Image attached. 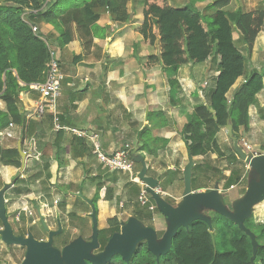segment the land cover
<instances>
[{"label":"crops","instance_id":"crops-1","mask_svg":"<svg viewBox=\"0 0 264 264\" xmlns=\"http://www.w3.org/2000/svg\"><path fill=\"white\" fill-rule=\"evenodd\" d=\"M143 1L130 0L124 19L121 13L109 12L99 0H80L76 3L79 8L84 2L92 3L93 20L84 15L79 21L71 17L62 21V18L58 28L41 19L34 20L40 38L55 53L63 74L55 110L60 126L96 136L107 155L127 147L135 166L133 175L106 172L96 162L92 141L66 129H55L51 112L40 120L29 118L39 94L32 88L33 84L26 86L18 81L19 119L9 114L0 96V193L12 235L26 239L31 234L35 241L48 242L49 233H54L52 248L61 257L62 250L76 240L92 242L94 213L97 232L108 229V221L116 218L119 233L124 234L123 228L132 220L133 232L153 230L156 248L167 233L169 221L151 194L147 205H141L140 193L155 185L160 190L157 196L171 212L179 215L188 195L184 169L192 161L189 195H209L208 200L217 209L241 222H235L200 198L186 212L188 218H197L191 222H204L213 236H225L230 231L224 225L218 226L217 221L226 219L236 231L253 235L258 248L252 228L264 220V194L259 193L264 180V156L253 168L248 161L252 159V150L264 153V88L248 107L246 128L240 126L234 135L228 121L234 140L224 127L219 129L216 143L220 154L211 149L203 159L192 158L180 132L194 108L208 103L218 76V62L211 56L201 66L186 64L175 71L158 65L145 68L149 54L156 51L148 48L136 32L143 22ZM57 2L51 0L49 4ZM212 2L169 0L174 8L190 7L207 16L218 11L211 6ZM58 3L54 7L56 11L68 10L67 6L72 5L70 0H64L62 5ZM225 10L239 14L264 11V0H230ZM62 30L69 31L71 40L60 46L57 38ZM232 38L244 57V68L226 95L228 102L250 74H264V27L251 52L246 50L235 26ZM75 57L80 60L74 62ZM13 75L16 77L15 72ZM235 142L245 154V160L236 154ZM244 142L250 149L243 146ZM14 151L19 157L10 156L5 159L8 163H3L2 154ZM20 153L25 155L24 162ZM15 162L20 163L19 167ZM244 200L250 204L244 203L239 210ZM75 218L81 220L84 230L89 227V235H78L61 248H55V240L62 241ZM51 219L55 228L49 224ZM80 226L72 227L73 233L80 232L77 229ZM3 230L0 219V231ZM139 244H146L145 239ZM11 246L0 236V250ZM14 246L25 249L23 264L27 248ZM105 246L101 249L97 242V248L89 254L101 258ZM116 258L117 263H126L115 254L107 264Z\"/></svg>","mask_w":264,"mask_h":264},{"label":"trees","instance_id":"trees-1","mask_svg":"<svg viewBox=\"0 0 264 264\" xmlns=\"http://www.w3.org/2000/svg\"><path fill=\"white\" fill-rule=\"evenodd\" d=\"M46 1L0 0V96L14 119L20 118L16 109L18 81L26 86L42 83L50 59L48 43L40 38L39 33L31 30L34 20L41 19L58 28L62 18V21L68 17L79 21L81 15L88 20L94 18L92 3L84 2L79 8L76 3L80 0H70L72 5L67 6L70 9L56 11L54 7L60 5L58 2L62 5L64 0L51 5ZM129 1L99 0L100 5L112 14L121 13L123 19ZM229 2L213 0L211 6L218 11L203 23V17L193 8L177 9L170 5L169 0H144L143 22L136 30L148 48L156 51L149 54L145 63L147 69L158 65L175 71L186 64L201 66L211 56L217 59L218 76L208 95V103L194 108L180 132L192 158L203 159L211 149L220 154L216 143L217 132L228 121L232 124L234 135L240 126L246 128L248 107L264 88V74L252 73L230 103L226 99L244 68V57L233 43V27L237 29L248 52H251L258 33L264 27V11L246 14L230 12L225 10ZM30 10H37L36 15L31 14ZM57 39L58 45L63 46L71 40V35L69 31L62 30ZM79 60L80 57L74 58V62ZM10 156L19 157L16 151L4 152L2 162L7 164L5 159ZM19 164L14 163L18 167ZM252 230L259 244L254 253L249 236L239 230L238 236L229 242L230 250L221 253L217 250L215 236L212 243L208 226L197 221L187 229L177 230L165 256L157 260L146 244H139L127 264H264V220L253 226ZM118 232V220H109L108 229L99 231L97 235L101 249Z\"/></svg>","mask_w":264,"mask_h":264},{"label":"water","instance_id":"water-1","mask_svg":"<svg viewBox=\"0 0 264 264\" xmlns=\"http://www.w3.org/2000/svg\"><path fill=\"white\" fill-rule=\"evenodd\" d=\"M212 112V111H211ZM225 130L228 132L230 138L234 140L232 137V130L230 125H226ZM235 152L236 154L242 159L245 160V154L239 150L238 143L235 142ZM23 162L25 160V155L20 153ZM262 159V156L252 158L248 161L249 167H255L257 162ZM193 163L192 161L184 169V176L186 179V201L185 204L180 212L179 215L171 212L169 208L163 203V201L159 198V195L155 189V185H149L147 187V193L151 194L153 198L156 200L159 209L161 212L167 217L169 221V227L165 237L162 240V243L158 247H154V232L151 228H145L136 232H133L134 222L130 220L128 224L123 228L124 234L122 232H118L113 234L111 238L108 240L104 254L101 258H95L89 254V251L92 249L97 248L98 242V232L95 229V214H92V218L94 221V229L92 235V242L84 243L82 240H76L70 246L65 247L62 250L61 257L60 253L57 250L52 248V237L56 234L49 233V240L48 242H38L35 241L31 234L28 235V238L24 239L21 237H14L12 235L11 229L7 223V219L5 218L4 213V205H3V197L2 193H0V219L3 222L4 230L0 231V236L2 240L7 245H20L25 246L27 248V258L23 264H107L113 255L119 254L122 259L129 263L130 259L132 258L133 254L135 253L137 245L145 239L147 249L156 257L158 260L159 257L165 256L170 248H171V241L174 235L176 234L179 228L187 229L189 225L192 223L191 221L197 220V218H188L186 212L188 211L189 207H193L196 204L197 198H200L205 203H207L212 208H216L215 205L208 200L209 195L206 194H191L190 193V174L192 169ZM259 193L262 195L264 194V180L262 182V186L259 190ZM89 204L92 202L88 201ZM250 204L246 200H244L240 206L239 210L243 204ZM217 209V208H216ZM222 214L228 215L232 220L237 223H240L241 220H236L235 217L217 209ZM47 230V228H45ZM249 236L251 240V245L253 249V253L257 249V245L255 243V238L253 235L249 234L248 232L245 233ZM210 237L212 243L214 244V236L210 233Z\"/></svg>","mask_w":264,"mask_h":264},{"label":"built area","instance_id":"built-area-1","mask_svg":"<svg viewBox=\"0 0 264 264\" xmlns=\"http://www.w3.org/2000/svg\"><path fill=\"white\" fill-rule=\"evenodd\" d=\"M29 12L33 15H36L37 10H30ZM31 30L33 33H38V28L36 26H31ZM62 80L63 74L60 69L59 61L55 57V53L53 51H50V59L46 65L44 81L42 83L32 85V88L39 94V97L33 102V112L32 115L29 116V118L40 120L44 116V114H46L47 112H51V114L53 115V123L55 129H66L68 132L77 137L88 138L90 141H92L93 155L96 159V162L100 165L101 169L106 170V172H118L122 174L133 175L135 163L131 159L129 149L127 147L117 148L112 154L107 155L102 152L96 136L89 135L85 131L67 129L60 126L57 112H55V110L57 100L60 95ZM243 146L247 149H250V146L246 142L243 143ZM260 156H264V153L252 150V158ZM93 176L96 177V174H94ZM11 188H13V186H11ZM155 191L157 193L160 192L158 188L155 189ZM147 197V190L143 189L140 193L141 205H147Z\"/></svg>","mask_w":264,"mask_h":264},{"label":"rangeland","instance_id":"rangeland-1","mask_svg":"<svg viewBox=\"0 0 264 264\" xmlns=\"http://www.w3.org/2000/svg\"><path fill=\"white\" fill-rule=\"evenodd\" d=\"M46 2L51 3V0H47ZM201 15L203 17V23H206L207 21H209L208 18L210 16H207L204 13ZM49 224H51L54 227V222L52 221V219L50 220ZM217 225L218 226L224 225V227H226L230 231V233L228 235L223 236V235H217L216 234V236H215V242L217 244V250L219 252L223 253L225 251L230 250L229 242L238 236V232L235 230L233 225L226 219H220L219 221H217ZM79 226L82 227V228H77L80 230V232L73 233L72 227L76 228ZM83 227H84V225L81 223V220L78 218H75L73 220V222L71 221V225L68 226V229L64 232V236L61 239L62 241L59 242V241L55 240L54 247L55 248H59V247L61 248L65 242L69 241V239H73V238L78 237V235H80L82 237L89 235V233H90L89 227L86 226L87 230H84ZM36 229H40V227L37 226ZM24 258H25V249L24 248L11 246V247H7L5 249L0 250V264H22V261ZM117 261H118V258H116L113 261V263H117ZM109 264H111V263H109Z\"/></svg>","mask_w":264,"mask_h":264}]
</instances>
